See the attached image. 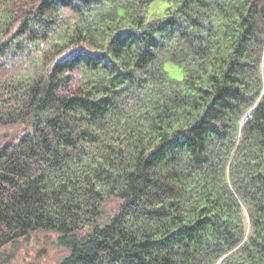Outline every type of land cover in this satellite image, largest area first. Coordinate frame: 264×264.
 <instances>
[{
    "label": "trees",
    "instance_id": "obj_1",
    "mask_svg": "<svg viewBox=\"0 0 264 264\" xmlns=\"http://www.w3.org/2000/svg\"><path fill=\"white\" fill-rule=\"evenodd\" d=\"M153 1L0 0V264H264V0Z\"/></svg>",
    "mask_w": 264,
    "mask_h": 264
},
{
    "label": "rangeland",
    "instance_id": "obj_2",
    "mask_svg": "<svg viewBox=\"0 0 264 264\" xmlns=\"http://www.w3.org/2000/svg\"><path fill=\"white\" fill-rule=\"evenodd\" d=\"M168 6L166 0H154L148 11L149 17L162 16ZM164 67L171 77L182 78L183 72L180 67L172 62H165ZM17 130L16 127L0 124V142L6 135H12ZM115 199L106 202L105 210L107 214L115 209ZM246 216L247 210L244 208ZM57 234L53 231H35L28 238H22L16 244L10 264H58L60 258L67 252L66 248L56 243ZM10 249V248H9Z\"/></svg>",
    "mask_w": 264,
    "mask_h": 264
},
{
    "label": "water",
    "instance_id": "obj_3",
    "mask_svg": "<svg viewBox=\"0 0 264 264\" xmlns=\"http://www.w3.org/2000/svg\"><path fill=\"white\" fill-rule=\"evenodd\" d=\"M247 219H248V214H247Z\"/></svg>",
    "mask_w": 264,
    "mask_h": 264
}]
</instances>
